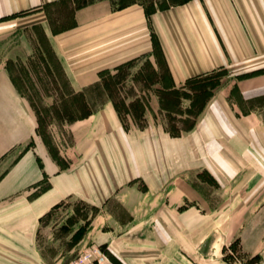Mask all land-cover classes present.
<instances>
[{"label": "crops", "instance_id": "1", "mask_svg": "<svg viewBox=\"0 0 264 264\" xmlns=\"http://www.w3.org/2000/svg\"><path fill=\"white\" fill-rule=\"evenodd\" d=\"M65 1L0 0V264L59 260L39 233L71 199L100 208V222L111 216L93 242L114 264H227L212 251L221 231L238 241L243 264L261 261L264 0H189L152 14L139 2L69 1L58 28L50 10ZM16 35L22 45L12 50ZM35 54L42 60L32 66ZM18 55L23 72L39 70L26 78L52 114L79 95L90 115L47 139L28 80L14 72ZM223 69L235 76L192 130L177 126L173 136L170 114L186 116L163 110L161 91ZM108 73L121 74L112 89ZM113 100L143 101L145 126L123 121Z\"/></svg>", "mask_w": 264, "mask_h": 264}, {"label": "rangeland", "instance_id": "2", "mask_svg": "<svg viewBox=\"0 0 264 264\" xmlns=\"http://www.w3.org/2000/svg\"><path fill=\"white\" fill-rule=\"evenodd\" d=\"M115 5H125L131 2H142L148 7H154V5H178L183 0H111ZM68 8H73L71 4H61L60 7H55V9L50 10V22H55L58 24V28L65 26L68 24L69 16ZM20 45H22V41L20 36L16 35L13 37L11 42L9 43V47L11 46L12 50H15ZM14 55V54H13ZM16 55V54H15ZM24 57L14 56L13 62L17 63V69L14 68V72H21L22 76L25 80H28V84L24 85L25 95L31 101L33 107L37 110L39 114V126L40 131L44 134L47 139L51 140L52 133L57 132L63 125L67 122H71L67 113H72L75 108V112L79 116V113L82 111V105L84 103L81 100L79 95L76 96V101L73 103L72 101L67 104L66 102H59L57 107L51 108L53 110V114L50 109L46 108L42 99H41V91H38V88L35 85H31L29 83V79L26 78V75L30 76L36 75L37 69H32L27 73L21 68L23 65ZM42 57L40 54H35V59H33V65L35 66V62L40 64ZM22 61V62H21ZM29 65V63H28ZM30 67V65H29ZM41 72H44L41 69ZM258 71L257 73H259ZM262 72V71H261ZM256 73V72H255ZM41 83L43 81L42 75L38 74ZM235 76V71L231 69H223L217 71L213 81L216 83H220L223 86L227 83L231 78ZM46 78V77H44ZM40 85V84H39ZM220 86V87H221ZM27 87V89H26ZM42 89V86H41ZM219 89V88H218ZM45 94V92H44ZM190 101L187 103H183L182 108L186 109ZM60 108L61 111H58ZM57 110V111H55ZM59 114H58V113ZM64 113V114H63ZM178 118V117H177ZM170 125H176L183 127L184 123H178L174 121H168ZM177 123V124H176ZM127 124H130L129 120ZM100 211L101 209L91 204H88L79 199H71L69 200L65 206L59 210H56L55 213L50 214L43 222L41 231L39 233V237L45 247L46 253L50 257H54L57 253L60 255V259L56 261H52V264H69L74 259L82 255L85 251L90 250L92 247L96 246L102 252H104L110 259H112L106 247H101L93 242L94 234L96 231H100V226H106L107 223L111 220V216L109 215L107 219L100 222ZM227 233L225 231H221L220 233V244L213 249V254H216L220 260L224 261L227 264H243L244 262L241 259V254L239 253V245L238 241H233L229 243L226 238ZM211 248V246L205 245V249ZM112 261V260H111ZM259 260L246 262V264H257ZM114 264V262L112 261Z\"/></svg>", "mask_w": 264, "mask_h": 264}, {"label": "trees", "instance_id": "3", "mask_svg": "<svg viewBox=\"0 0 264 264\" xmlns=\"http://www.w3.org/2000/svg\"><path fill=\"white\" fill-rule=\"evenodd\" d=\"M69 1H73L76 8H80L88 4H91L93 2H96L98 0H66L65 2L67 3ZM187 1L189 0H183L180 4L185 3ZM136 2H139V1H136ZM131 3H135V2H131ZM131 3H128L125 5H116V6L121 8ZM139 3L142 4L146 8V11L148 14H152L158 10H163V9L170 7V6H165V5H154V7L152 8V7L146 6L142 2H139ZM216 73L217 71L206 74V75L191 78L187 80L185 85L181 87L180 89H170L166 91L164 90L161 91L163 94V98H165L162 102L163 110H166L169 112L171 111V113H176L181 116H186L185 119L181 120V122L184 123L185 125L182 127L183 131H190L194 128L198 117L204 111L205 107L207 106L211 98L215 95L217 89L221 86L220 83H216L213 81V78L215 77ZM120 76L121 74L112 75L111 73L103 75L102 81H103L104 86L107 89H112V87H115L120 82V80L118 79ZM184 101H190V104L188 105L186 109L182 108ZM113 103L119 115L123 119V121L126 122L127 115H132L133 119L135 120V122H137L139 127L142 128L145 126L144 116H145L146 107L143 101L138 100V101L132 102L129 106H127L125 102L122 100H113ZM82 110L84 111H82L79 114V116H76V115L68 116L70 118V121L86 118L91 113V111L88 109L85 102L82 105ZM170 115H171L170 116L171 121L178 120L176 116H173L172 114ZM169 129L173 136L182 135L183 131L178 129L176 125H170Z\"/></svg>", "mask_w": 264, "mask_h": 264}, {"label": "built area", "instance_id": "4", "mask_svg": "<svg viewBox=\"0 0 264 264\" xmlns=\"http://www.w3.org/2000/svg\"><path fill=\"white\" fill-rule=\"evenodd\" d=\"M69 264H113L111 259L96 246L85 251ZM257 264H264V258Z\"/></svg>", "mask_w": 264, "mask_h": 264}]
</instances>
